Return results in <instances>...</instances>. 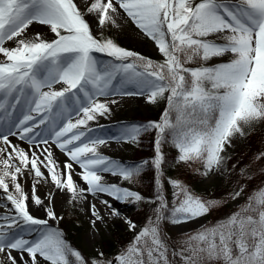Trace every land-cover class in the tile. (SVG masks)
<instances>
[{
    "label": "snow or ice",
    "instance_id": "1",
    "mask_svg": "<svg viewBox=\"0 0 264 264\" xmlns=\"http://www.w3.org/2000/svg\"><path fill=\"white\" fill-rule=\"evenodd\" d=\"M261 127L264 0H0V264H264Z\"/></svg>",
    "mask_w": 264,
    "mask_h": 264
},
{
    "label": "rangeland",
    "instance_id": "2",
    "mask_svg": "<svg viewBox=\"0 0 264 264\" xmlns=\"http://www.w3.org/2000/svg\"><path fill=\"white\" fill-rule=\"evenodd\" d=\"M115 39H119L122 45L130 47L132 49L143 47V45L138 42V38L131 33L121 32L115 37ZM151 112H156V110L155 109H146V110L142 109L138 104L133 102V103L124 105L121 109H117L116 118L120 120H125V121H137V120L145 121L147 119H150L148 115ZM139 115H143V116H139ZM104 123H110V122L105 121ZM239 147H241V145L238 146L237 149ZM109 154L117 158H122L125 161L126 160L136 161L140 156H142V153L138 149H130L128 151H125L118 147L111 148L109 150ZM133 211H135V209ZM62 214L65 215L66 219L71 217L75 221L74 224H78L76 228L77 231L73 232V236L72 234H70L68 230H66V233H67V237H71L73 239V242L76 246L83 247L85 243L84 242V231H85V226L87 224L86 217H84V214L80 212L79 209H71V206H66L62 210ZM201 222L204 223L205 221H201ZM63 225L61 226L63 227ZM198 226L199 225H196V227ZM172 234H176V233L173 232Z\"/></svg>",
    "mask_w": 264,
    "mask_h": 264
},
{
    "label": "trees",
    "instance_id": "3",
    "mask_svg": "<svg viewBox=\"0 0 264 264\" xmlns=\"http://www.w3.org/2000/svg\"><path fill=\"white\" fill-rule=\"evenodd\" d=\"M116 40H117V42L120 43V40L119 39H116ZM156 114H157L156 112H151V113H149L148 117L150 119H153L156 116ZM139 116H143V115H139ZM262 134H264V127H261L260 130L259 129L257 130V132L253 136V140H255V141L258 142V140H259V138H260V136ZM138 150L142 153V155L145 154V152L147 151V145H145V148H144L143 151H141L140 149H138ZM247 150H248V143H245V144L241 145V147H239L236 150V154L239 155L242 152H247ZM172 174L175 175V172H173ZM145 183H147V180H145ZM229 207H231V206L230 205L229 206H226V208H225L224 211H227V209ZM130 215L134 219H140V217L136 216L135 211H133ZM222 215H223V212H217V213L214 214V216L208 217V220L209 221H213L214 219L220 218ZM74 222L75 221L70 217V218L66 219V223H64V225H63V228L65 230H68L70 232V234H72V236H73V232L77 231L76 228H77V225H78V224H74ZM115 227L118 228L119 225H117ZM113 234H114V238H115V228L113 229ZM172 235H175V234H172ZM119 238L120 239H125L126 238L123 229L120 230ZM68 239L73 242V239L71 237H68ZM73 244H74V242H73Z\"/></svg>",
    "mask_w": 264,
    "mask_h": 264
},
{
    "label": "bare ground",
    "instance_id": "4",
    "mask_svg": "<svg viewBox=\"0 0 264 264\" xmlns=\"http://www.w3.org/2000/svg\"><path fill=\"white\" fill-rule=\"evenodd\" d=\"M112 148H116V146L114 145Z\"/></svg>",
    "mask_w": 264,
    "mask_h": 264
}]
</instances>
